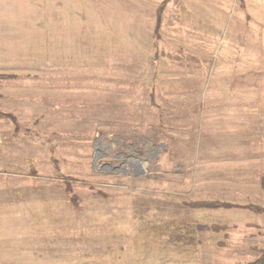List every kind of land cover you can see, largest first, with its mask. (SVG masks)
I'll use <instances>...</instances> for the list:
<instances>
[{"label": "rangeland", "instance_id": "rangeland-1", "mask_svg": "<svg viewBox=\"0 0 264 264\" xmlns=\"http://www.w3.org/2000/svg\"><path fill=\"white\" fill-rule=\"evenodd\" d=\"M263 252L264 0H0V264Z\"/></svg>", "mask_w": 264, "mask_h": 264}, {"label": "trees", "instance_id": "trees-1", "mask_svg": "<svg viewBox=\"0 0 264 264\" xmlns=\"http://www.w3.org/2000/svg\"><path fill=\"white\" fill-rule=\"evenodd\" d=\"M66 192L68 195H71V198L73 201H76V195L74 194L73 190H71L70 186L68 185L66 188ZM220 204H212V203H205V202H198V203H193V207H218ZM250 264H264V252L262 255L257 258L255 261H253Z\"/></svg>", "mask_w": 264, "mask_h": 264}]
</instances>
